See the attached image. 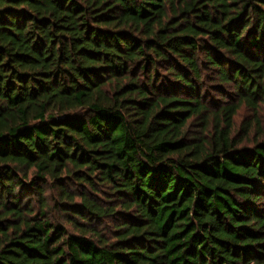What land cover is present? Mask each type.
Here are the masks:
<instances>
[{"label":"trees","instance_id":"1","mask_svg":"<svg viewBox=\"0 0 264 264\" xmlns=\"http://www.w3.org/2000/svg\"><path fill=\"white\" fill-rule=\"evenodd\" d=\"M262 106L264 0H0V264H264Z\"/></svg>","mask_w":264,"mask_h":264},{"label":"rangeland","instance_id":"2","mask_svg":"<svg viewBox=\"0 0 264 264\" xmlns=\"http://www.w3.org/2000/svg\"><path fill=\"white\" fill-rule=\"evenodd\" d=\"M257 118L261 121V127H264V106L261 107L259 114L257 115ZM255 119L254 114L252 113V111H250L249 109H247L245 106L242 107L238 114L235 116L234 121L236 123V128L240 129L241 126L244 124L245 121H251L253 122ZM256 122H254L255 124ZM264 130V128H263ZM256 129H253L250 132V137L251 139H253L254 134H256ZM248 145H251V142L247 143ZM48 193V192H47Z\"/></svg>","mask_w":264,"mask_h":264}]
</instances>
